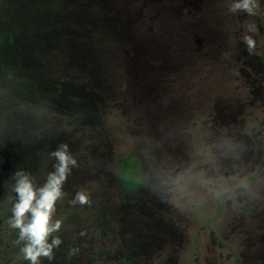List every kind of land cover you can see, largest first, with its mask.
Masks as SVG:
<instances>
[{
	"label": "rangeland",
	"instance_id": "rangeland-1",
	"mask_svg": "<svg viewBox=\"0 0 264 264\" xmlns=\"http://www.w3.org/2000/svg\"><path fill=\"white\" fill-rule=\"evenodd\" d=\"M233 2L0 0L15 169L76 161L51 264H264V0ZM127 152L144 180L122 194Z\"/></svg>",
	"mask_w": 264,
	"mask_h": 264
},
{
	"label": "clouds",
	"instance_id": "clouds-1",
	"mask_svg": "<svg viewBox=\"0 0 264 264\" xmlns=\"http://www.w3.org/2000/svg\"><path fill=\"white\" fill-rule=\"evenodd\" d=\"M253 3L254 0H234L231 10L243 8L250 11ZM248 42L251 43V40ZM51 155L56 158L57 163L43 183H34L33 177L24 170L13 174L11 191L15 195L11 198L9 223L12 228L19 229L18 240L24 241L21 251L29 264H39L42 256L51 259L53 247L60 243L58 236H52L49 242L50 234L61 225L59 219L53 220L52 217L56 201L63 195L62 185L71 170L69 166L76 164L66 146L62 145ZM75 200L85 203L88 196L84 191H78Z\"/></svg>",
	"mask_w": 264,
	"mask_h": 264
},
{
	"label": "trees",
	"instance_id": "trees-1",
	"mask_svg": "<svg viewBox=\"0 0 264 264\" xmlns=\"http://www.w3.org/2000/svg\"><path fill=\"white\" fill-rule=\"evenodd\" d=\"M6 75L7 78L1 80L0 83L6 80L8 84L10 79L8 71ZM11 80L14 81L15 78ZM7 122L11 124L10 120ZM4 123L0 119V264H29V261L24 259V254L21 251L24 241L18 240L19 229L12 228L9 223L11 198H14L15 195L11 191L14 183L13 174L16 172V159L19 153H23L21 152V144L16 142L13 137V131V134L9 136L6 131L2 132V128L9 127ZM5 134L7 136H4ZM143 180L144 171L135 153L127 152L117 158L115 183L119 193L126 194L139 190ZM60 228H62L61 225ZM55 232L50 234L49 242ZM54 249L57 250V246H54ZM39 264L51 263L48 257L42 256L39 259Z\"/></svg>",
	"mask_w": 264,
	"mask_h": 264
}]
</instances>
